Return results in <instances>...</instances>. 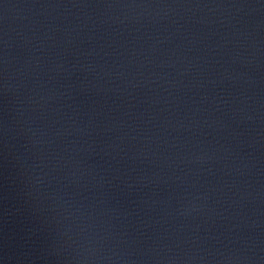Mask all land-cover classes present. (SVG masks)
<instances>
[{"label":"water","instance_id":"1","mask_svg":"<svg viewBox=\"0 0 264 264\" xmlns=\"http://www.w3.org/2000/svg\"><path fill=\"white\" fill-rule=\"evenodd\" d=\"M0 264H264V0H0Z\"/></svg>","mask_w":264,"mask_h":264}]
</instances>
